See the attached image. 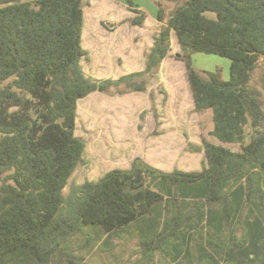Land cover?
<instances>
[{"label": "trees", "instance_id": "1", "mask_svg": "<svg viewBox=\"0 0 264 264\" xmlns=\"http://www.w3.org/2000/svg\"><path fill=\"white\" fill-rule=\"evenodd\" d=\"M85 5L0 0V264H85L75 236L103 249V234L131 226L148 264L158 255L171 264H264V0H159L162 26L145 68L104 79L83 65ZM133 11L129 20L142 26L146 14ZM173 31L206 165L168 171L137 156L65 194L87 148L76 135L79 100L146 90ZM196 52L229 58L230 78L198 69Z\"/></svg>", "mask_w": 264, "mask_h": 264}, {"label": "rangeland", "instance_id": "2", "mask_svg": "<svg viewBox=\"0 0 264 264\" xmlns=\"http://www.w3.org/2000/svg\"><path fill=\"white\" fill-rule=\"evenodd\" d=\"M106 1L85 0L83 45L89 53L83 65L97 79L143 70L146 54L162 26L157 18L159 0H132L134 4L111 0L120 4L112 7ZM135 7L146 14L142 26L129 20L136 15ZM173 7L172 3L165 4L167 13ZM181 54L173 31L172 50L157 73L146 76V90L94 91L79 100L76 135L85 140L87 148L85 161L69 179L65 194L73 184L97 180L114 168H130L137 156L168 171L203 169L202 129ZM193 59L198 69L220 68L223 78H230L229 58L196 52ZM86 237H74L76 249L85 255V264H148L140 259L133 226L103 234V249L96 246L90 250L85 246ZM156 264L171 263L158 255Z\"/></svg>", "mask_w": 264, "mask_h": 264}, {"label": "crops", "instance_id": "3", "mask_svg": "<svg viewBox=\"0 0 264 264\" xmlns=\"http://www.w3.org/2000/svg\"><path fill=\"white\" fill-rule=\"evenodd\" d=\"M107 2V5H109V7L111 6L112 7V5L114 6H116V5H120V4H116V3H118V2H113V1H111V0H109V1H106ZM135 3V2H134ZM135 8H137V7H135Z\"/></svg>", "mask_w": 264, "mask_h": 264}]
</instances>
